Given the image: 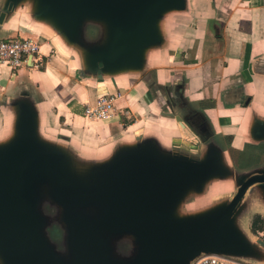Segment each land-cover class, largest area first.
Returning <instances> with one entry per match:
<instances>
[{
	"label": "water",
	"instance_id": "water-1",
	"mask_svg": "<svg viewBox=\"0 0 264 264\" xmlns=\"http://www.w3.org/2000/svg\"><path fill=\"white\" fill-rule=\"evenodd\" d=\"M20 1L5 0L0 22ZM32 2L35 15L73 43L84 42L86 21L104 27L102 42L83 46V72L95 74L98 86H103V75L140 69L146 50L161 42L160 18L185 6V0ZM175 119L184 126L178 114ZM251 135L264 140V121L253 124ZM205 145L204 152L176 145L163 152L154 141L138 136L135 144L121 147L109 160L78 170L66 151L37 136L34 111L28 103H18L14 133L0 144V264H66L35 230L28 188L33 178L49 180L53 198L66 209L74 254L67 264H107L93 225L75 211L91 202L104 206L105 228L139 237L135 264H190L202 253L251 256L252 247L235 224V214L251 186L259 185L264 194V168L238 177L228 202L188 215L177 212L187 194L203 191L214 178L230 176L222 151L208 140ZM256 241L264 246L263 240Z\"/></svg>",
	"mask_w": 264,
	"mask_h": 264
},
{
	"label": "crops",
	"instance_id": "crops-1",
	"mask_svg": "<svg viewBox=\"0 0 264 264\" xmlns=\"http://www.w3.org/2000/svg\"><path fill=\"white\" fill-rule=\"evenodd\" d=\"M158 29L161 42L146 50L140 69L103 75L98 86L95 74L83 72L86 44L37 17L32 0L18 2L0 22V40L34 38L42 61L35 66L27 57L17 68L0 62V144L13 135L18 103L25 102L37 136L66 151L80 170L109 160L138 136L163 152L175 145L202 151L208 140L229 164L231 151L264 145L251 135L253 124L264 121V0H185L183 9L160 18ZM101 92L115 95L119 114L87 118L85 106ZM182 130L195 142L181 139Z\"/></svg>",
	"mask_w": 264,
	"mask_h": 264
},
{
	"label": "rangeland",
	"instance_id": "rangeland-1",
	"mask_svg": "<svg viewBox=\"0 0 264 264\" xmlns=\"http://www.w3.org/2000/svg\"><path fill=\"white\" fill-rule=\"evenodd\" d=\"M103 37L104 27L100 23L86 21L83 24L82 40L85 44L93 45L100 43ZM126 114L128 115V113ZM131 117L130 115L129 118ZM166 130L167 133L172 135L176 133L171 128ZM192 135L182 130L179 137L185 140H194L193 142H195L196 137ZM187 144H189V141ZM195 146L198 145L196 144ZM201 149L204 152L206 147L203 146ZM80 168L77 166L78 170ZM262 168H264V147L253 148L249 146L240 156L237 153H233V163L229 164V177L231 180H213L210 183V190H212L208 199L199 200V198H196L201 196L203 191L190 192L195 197L190 195L186 202L183 199L179 206V214L188 215L197 213L201 212V209L205 206L207 208L202 211L228 202L237 189L238 177L250 175ZM28 188L32 195L30 211L37 220L35 226L37 234L54 256L67 264V262H70L74 258V254L70 246L72 229L67 223L66 209L53 198L52 186L49 180L33 178L28 183ZM102 206L99 202H91L83 206H77L75 211L93 225L96 235L103 246L107 264H135L139 252V237L128 231L115 232L105 228L103 220L104 206ZM257 214L264 219V194L259 185H253L249 188L239 205L235 214V224L245 236L247 242L250 243L253 250L251 256L241 257L254 264H264V246L256 241L257 239L264 241V228L255 233L250 229L253 217Z\"/></svg>",
	"mask_w": 264,
	"mask_h": 264
},
{
	"label": "built area",
	"instance_id": "built-area-1",
	"mask_svg": "<svg viewBox=\"0 0 264 264\" xmlns=\"http://www.w3.org/2000/svg\"><path fill=\"white\" fill-rule=\"evenodd\" d=\"M30 57L32 64L40 65L39 43L31 37L6 38L0 40V62L11 67L17 68L26 62ZM115 95L101 92L94 104L86 105L84 115L90 119H110L119 114L120 110L115 104ZM127 113V112H126ZM190 264H254L243 258H238L223 254L202 253L194 258Z\"/></svg>",
	"mask_w": 264,
	"mask_h": 264
},
{
	"label": "bare ground",
	"instance_id": "bare-ground-1",
	"mask_svg": "<svg viewBox=\"0 0 264 264\" xmlns=\"http://www.w3.org/2000/svg\"><path fill=\"white\" fill-rule=\"evenodd\" d=\"M224 163H225L227 166H229V161L227 160V157L225 156V154H224ZM213 180H231V178H230V177H225V178H221V179H212V180L208 181V182L205 184V186H204V190H203V192H202V195L199 196V197H196V198H199V200H204V199H208V198H209V196H210V195H209V194H210V191L212 190V189L210 190V183H211ZM190 195H191V196H194V195H192L191 193L187 194V195L185 196V198H184V202L187 201V198H189ZM194 197H195V196H194ZM179 206H180V204L178 203L177 206H176V209H177V212L180 213ZM201 208H202V207H201ZM205 208H207V206L203 207V208L201 209V211H202L203 209H205ZM182 214H183V213H182Z\"/></svg>",
	"mask_w": 264,
	"mask_h": 264
},
{
	"label": "trees",
	"instance_id": "trees-1",
	"mask_svg": "<svg viewBox=\"0 0 264 264\" xmlns=\"http://www.w3.org/2000/svg\"><path fill=\"white\" fill-rule=\"evenodd\" d=\"M257 147H264V145L261 144V145H258ZM243 152H244V150L243 151H237V152L231 151V155L233 157V153H237L238 156H240ZM263 228H264V219L261 218L260 215H258V214L255 215L253 217V221H252L251 226H250L251 231L253 233H255L257 231L262 230Z\"/></svg>",
	"mask_w": 264,
	"mask_h": 264
}]
</instances>
